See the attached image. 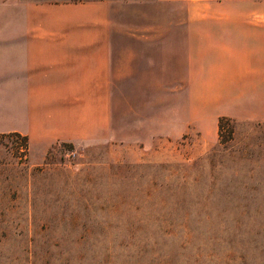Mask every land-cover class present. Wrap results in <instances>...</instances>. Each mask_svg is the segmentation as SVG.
<instances>
[{
    "label": "rangeland",
    "instance_id": "374dc122",
    "mask_svg": "<svg viewBox=\"0 0 264 264\" xmlns=\"http://www.w3.org/2000/svg\"><path fill=\"white\" fill-rule=\"evenodd\" d=\"M118 1L137 24L139 0ZM10 13L0 0V25ZM6 89L0 126L22 124ZM155 91L116 83L105 135L55 141L41 160L0 130V264H264V122L227 120L213 143L173 135L170 101L154 123Z\"/></svg>",
    "mask_w": 264,
    "mask_h": 264
},
{
    "label": "crops",
    "instance_id": "0c3cea01",
    "mask_svg": "<svg viewBox=\"0 0 264 264\" xmlns=\"http://www.w3.org/2000/svg\"><path fill=\"white\" fill-rule=\"evenodd\" d=\"M10 1L0 85L22 124L0 130L25 136L33 161L55 141L104 136L120 82H154V123L170 101L173 135L213 143L219 118L264 122V0H139L134 25L125 1Z\"/></svg>",
    "mask_w": 264,
    "mask_h": 264
},
{
    "label": "trees",
    "instance_id": "16d2710c",
    "mask_svg": "<svg viewBox=\"0 0 264 264\" xmlns=\"http://www.w3.org/2000/svg\"><path fill=\"white\" fill-rule=\"evenodd\" d=\"M226 121H227V119H224V118L218 119V131H217L218 133L220 132L221 128L224 127V125L226 124ZM16 134H18V133H16ZM23 137H24V139H26L25 136H23Z\"/></svg>",
    "mask_w": 264,
    "mask_h": 264
}]
</instances>
